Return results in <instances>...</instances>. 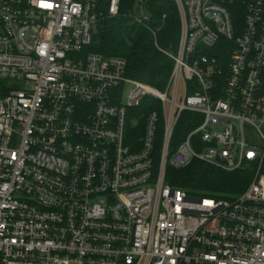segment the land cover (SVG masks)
<instances>
[{"label": "built area", "instance_id": "built-area-1", "mask_svg": "<svg viewBox=\"0 0 264 264\" xmlns=\"http://www.w3.org/2000/svg\"><path fill=\"white\" fill-rule=\"evenodd\" d=\"M101 1L0 0V264H264V0H175L164 91L86 52ZM195 161L252 181H167Z\"/></svg>", "mask_w": 264, "mask_h": 264}, {"label": "trees", "instance_id": "trees-1", "mask_svg": "<svg viewBox=\"0 0 264 264\" xmlns=\"http://www.w3.org/2000/svg\"><path fill=\"white\" fill-rule=\"evenodd\" d=\"M142 1L149 20L139 23L131 14L139 12L140 0H121L119 15L115 17L108 14L110 0H102L105 18L97 26L93 43L86 52L124 58L128 62L127 75L130 78L164 91L174 68L170 54L178 50L180 14L175 0ZM9 90L7 82L0 80V97ZM167 181L195 197L232 199L248 188L252 176L247 170L226 172L195 161L186 169L169 168Z\"/></svg>", "mask_w": 264, "mask_h": 264}, {"label": "rangeland", "instance_id": "rangeland-1", "mask_svg": "<svg viewBox=\"0 0 264 264\" xmlns=\"http://www.w3.org/2000/svg\"><path fill=\"white\" fill-rule=\"evenodd\" d=\"M140 4H141V3L139 2V6H140ZM143 10H145V9H142V11H143ZM142 11H141V13H142Z\"/></svg>", "mask_w": 264, "mask_h": 264}]
</instances>
